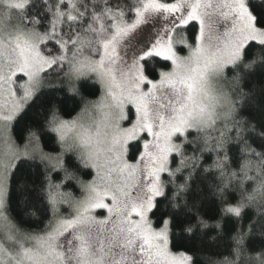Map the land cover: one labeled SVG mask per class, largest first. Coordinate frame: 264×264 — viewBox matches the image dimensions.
I'll list each match as a JSON object with an SVG mask.
<instances>
[{
	"label": "snow or ice",
	"instance_id": "6c2138e0",
	"mask_svg": "<svg viewBox=\"0 0 264 264\" xmlns=\"http://www.w3.org/2000/svg\"><path fill=\"white\" fill-rule=\"evenodd\" d=\"M0 264H264V0H0Z\"/></svg>",
	"mask_w": 264,
	"mask_h": 264
},
{
	"label": "trees",
	"instance_id": "16d2710c",
	"mask_svg": "<svg viewBox=\"0 0 264 264\" xmlns=\"http://www.w3.org/2000/svg\"><path fill=\"white\" fill-rule=\"evenodd\" d=\"M93 91H95V95H94V96H90L89 98H91V99H96V98H98L99 95H100V91H99L98 89H94ZM70 107H71V105H69V109H70ZM78 110H79V109L77 108V111H78ZM72 114L75 115V112H73ZM85 171H88V170H85Z\"/></svg>",
	"mask_w": 264,
	"mask_h": 264
}]
</instances>
